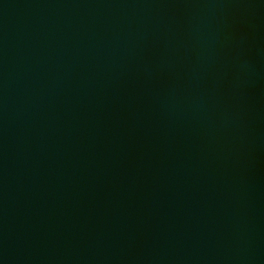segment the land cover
<instances>
[{"label": "water", "instance_id": "obj_1", "mask_svg": "<svg viewBox=\"0 0 264 264\" xmlns=\"http://www.w3.org/2000/svg\"><path fill=\"white\" fill-rule=\"evenodd\" d=\"M0 264H264V0H0Z\"/></svg>", "mask_w": 264, "mask_h": 264}]
</instances>
